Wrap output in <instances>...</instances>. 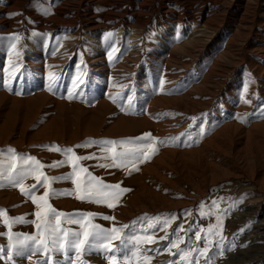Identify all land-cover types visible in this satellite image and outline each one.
Returning <instances> with one entry per match:
<instances>
[{
    "label": "rangeland",
    "instance_id": "1",
    "mask_svg": "<svg viewBox=\"0 0 264 264\" xmlns=\"http://www.w3.org/2000/svg\"><path fill=\"white\" fill-rule=\"evenodd\" d=\"M6 1L0 0V150L10 147L18 156L36 157L48 177L73 174L71 180L51 184L71 194L50 197L48 203L73 218L97 214L84 218V225H129L121 236H153L155 243L137 245L141 250L155 247L166 233H176L170 239L186 241L180 249L203 248L213 241L208 255L217 251L216 241L225 249L235 244L222 257L214 256L213 264H264V0H203L192 7L199 18L184 22L176 20L185 11L180 4L195 0ZM51 20H64L67 26L53 30ZM82 22L94 26L85 28ZM106 33L112 35L106 38ZM70 93L74 98H68ZM144 133L155 138L144 143L158 150L136 165L139 171H131V163L120 169L99 167L112 163L113 153L103 149L124 152L136 142L76 147L94 140L130 141ZM53 147L94 158L48 167L67 159ZM8 155L0 156L5 175L10 164L18 171L23 163ZM82 168L105 184L121 183L131 191L110 190L118 193L112 209L79 200L76 196L86 195L89 179ZM35 183L34 176L23 181L25 188ZM45 190L40 187L35 195ZM0 210L6 212L0 217V234H36L31 223H15L11 229L4 224L9 217L39 222L33 215L36 206L18 187H0ZM217 214L224 222L214 232L220 231L223 240L207 230ZM104 215L115 221L104 220ZM157 216L176 219L166 231L161 225L149 229ZM180 226L187 231H175ZM61 227L84 231L80 224L63 222ZM197 231L204 238L199 242ZM106 243L110 248L120 245L118 240ZM167 243L158 247L162 251L136 256L129 243V260L117 254L111 264H145V255L151 257L148 264H206L198 252L181 261ZM7 244V236L0 235V246ZM50 255L53 261L64 260L63 255ZM70 255L76 260L75 252ZM44 259L37 254L31 260L15 258L14 264ZM79 260L110 264L96 253Z\"/></svg>",
    "mask_w": 264,
    "mask_h": 264
},
{
    "label": "snow or ice",
    "instance_id": "2",
    "mask_svg": "<svg viewBox=\"0 0 264 264\" xmlns=\"http://www.w3.org/2000/svg\"><path fill=\"white\" fill-rule=\"evenodd\" d=\"M111 33H106L105 36L110 37ZM17 40L19 37H15ZM15 48V44L12 45ZM50 78L55 81V77L53 74H49ZM51 87V85H50ZM119 95V94H117ZM69 99L74 98L72 94H69ZM113 102H116V97H112ZM250 102V101H246ZM168 115V114H166ZM261 115H264V108L261 109ZM243 122V120L241 121ZM150 133H144L139 137L131 138L130 141H115V140H101V141H89L85 144L77 145V148H87L90 144H98V145H116V144H125L130 142H136L135 147L128 149L124 152H115L114 148H105L104 151H110L113 153L112 155V163L111 164H101L99 167L110 168L115 167L117 169L125 167L127 164L131 163L133 168L131 171H139V167L136 165L145 163L146 161L151 159V156L156 153L158 150L153 143H144L146 140H154ZM161 144L165 143V141H160ZM52 150L57 152H62L66 156V160L57 161L48 167H59L65 163L71 162L73 160H88L94 157L92 156H76L73 152L72 148L60 149L57 147H53ZM150 150V151H149ZM5 153L9 154L8 158L12 161H22L20 168L18 171H14L17 168L15 163L9 165L7 169V175H5L4 170V162L0 160V187L12 186L18 187L22 194L27 196L31 202L36 206L37 211L33 213L37 220L28 221L24 217H15L4 220V224L11 229L12 224L15 223H31L36 228V234H24V233H13L12 235H8V233L0 234L6 235L8 238V244L6 247L0 246V260L6 261L7 264H14L15 258H23L26 257L31 260V257L37 254H41L45 256L43 261H36L35 264H76L79 261V264H86L85 261L79 260V258L83 255H90L92 253L105 255L107 260L110 262L116 260V255L121 254L125 261L129 260V256L127 253L128 244L131 243L133 246L132 255L136 256L138 252H146L148 250H141L137 248V245L146 241L149 243H155V239L153 236L147 237H131L121 236V232L124 229L129 228V225H124L122 228L112 227L110 229L104 228L97 224H91L89 222L88 225L83 224V220L86 217H95L97 214L95 213H80L78 218H73L72 214H65L62 212H58L55 208L48 203L50 197H58V196H67L71 193L67 190L65 191H57L52 189L51 184L54 181H63V180H71L72 173L68 175L58 176V177H48L46 176L40 169L44 168V165L33 156H18L16 154V150L12 148H8L5 150H0V156H3ZM72 154V155H69ZM131 157V159H127ZM32 162L31 166L24 167L23 165L28 164V162ZM77 165L73 163V168L75 169ZM81 171L87 173L89 179L86 181L84 187L86 189V195H77L76 198L79 200H87L88 202H92L95 204H104L108 208L112 209L116 207V203L113 201L116 200L118 193L115 190L119 189L120 193H127L131 191L128 188H122L121 183L117 184H105L98 177L92 176L91 173L87 171V168H82ZM130 174V173H129ZM34 176L36 183L30 185L28 188L24 187L23 181L30 177ZM73 183L77 184V188H80V183L78 180H73ZM40 187H44L47 190L43 192L42 195L36 196V191L39 190ZM43 202V206L40 202ZM214 206L217 205V201L212 202ZM204 205H201L203 208ZM225 213L228 210H224ZM212 213L209 212L208 215ZM205 215L204 212H201V216ZM5 210H0V217H5ZM61 217H66V221H62ZM104 220L115 221L114 216L104 215L102 217ZM144 219H147L145 217ZM153 222L148 223L149 229H154L157 225H161L163 230L166 231L167 227L171 226V222L176 219V217H168L161 221L159 216L151 218ZM11 221V222H10ZM63 222L80 224L84 228L83 233L80 231H73L71 229H64L61 227ZM223 218L221 215H216V223L214 225L208 226V232L213 233L215 235H220V230L223 226ZM135 223V222H134ZM91 227L92 231H89L88 228ZM246 229L242 228L239 232L242 234ZM175 231H187L183 229L182 226L178 227ZM81 235H83V239H81ZM195 239L197 242L204 239L201 236L200 231H197L195 234ZM224 237L220 235V240H223ZM118 240L120 241V245L114 248H110L107 241ZM126 240L128 243H126ZM161 241H168L165 247L170 251L171 248H176L177 253H172L173 255L179 254V259L181 261L185 260L186 257L192 256L193 252H198L200 255L205 256L206 264H213L214 256H223L224 251H231L235 247L233 244L231 247L225 249V245L220 243V241H216L217 251L213 255H208L209 253V245L213 243V241H206L205 246L203 248H192V249H180L179 244L186 243L183 237H177V239L172 240L169 239V234L166 233L165 236L160 237ZM157 252L162 250H155ZM70 252H75L76 260L70 255ZM110 253V254H109ZM50 254H55L57 256L63 255L64 260H55L51 259ZM151 257L143 256V260L145 264H148V261ZM199 256L195 257V261L198 262ZM168 264H178L177 261H169ZM188 264H193L192 261H189Z\"/></svg>",
    "mask_w": 264,
    "mask_h": 264
},
{
    "label": "bare ground",
    "instance_id": "3",
    "mask_svg": "<svg viewBox=\"0 0 264 264\" xmlns=\"http://www.w3.org/2000/svg\"><path fill=\"white\" fill-rule=\"evenodd\" d=\"M9 0H7L6 2H8ZM169 0H166V2H168ZM201 1H203V0H195V2H190V1H188L187 3H186V6L183 4V2L181 3L183 6H181V4H180V7H182V8H184L185 9V11H183L182 13L180 12L179 14H177V21H179V22H184V21H191V20H196V19H198L197 18V16H196V14H194L195 12L193 11V9H192V7L197 3H200ZM49 2V1H48ZM49 4H50V2H49ZM176 5H178V3H176ZM50 6V5H49ZM178 7V6H177ZM196 7V6H195ZM190 10H191V12H190ZM193 11V12H192ZM62 16H65L64 14H62ZM120 19V18H119ZM87 20H89V19H87ZM117 20V19H116ZM117 22V21H116ZM119 22H120V20H119ZM124 22V21H123ZM193 22V21H192ZM82 23H84V25H83V27H87V26H92L93 24H94V22H82ZM122 23V22H121ZM120 23V24H121ZM187 23V22H186ZM119 25V24H118ZM123 25V24H122ZM121 25V26H122ZM3 26V25H2ZM48 26L49 27H51L53 30H60V28H62V27H65V26H67V23L64 21V20H62V21H57V20H51V22H49V24H48ZM94 26V25H93ZM8 27H11V26H8ZM89 28V27H88ZM94 28L93 27H91V28H89L88 30H93ZM7 31H10V30H7ZM95 41V40H94ZM101 42H102V40H100ZM176 233H173V234H171V235H169V239L172 237V236H174ZM164 244V241H160L155 247H146L145 248V250H148V251H155V250H157L158 249V247H161L162 245ZM147 251V252H148Z\"/></svg>",
    "mask_w": 264,
    "mask_h": 264
}]
</instances>
